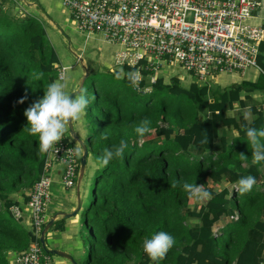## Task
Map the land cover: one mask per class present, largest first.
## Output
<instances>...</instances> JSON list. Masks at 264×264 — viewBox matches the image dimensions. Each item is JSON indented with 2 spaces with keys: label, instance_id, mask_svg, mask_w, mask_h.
Here are the masks:
<instances>
[{
  "label": "trees",
  "instance_id": "trees-1",
  "mask_svg": "<svg viewBox=\"0 0 264 264\" xmlns=\"http://www.w3.org/2000/svg\"><path fill=\"white\" fill-rule=\"evenodd\" d=\"M14 6H0V264L35 240L13 209L22 214L42 172L58 106V57L40 19ZM255 61L254 80L224 89L182 86L175 76L150 82L143 60L88 73L84 143L97 168L80 213L89 237L83 264H263L264 107L249 106L248 119L227 113L264 95V43ZM222 179L231 190L207 187ZM198 186L207 199L188 209ZM53 224L62 228L61 219Z\"/></svg>",
  "mask_w": 264,
  "mask_h": 264
},
{
  "label": "built area",
  "instance_id": "built-area-1",
  "mask_svg": "<svg viewBox=\"0 0 264 264\" xmlns=\"http://www.w3.org/2000/svg\"><path fill=\"white\" fill-rule=\"evenodd\" d=\"M76 24L87 33H101L106 42L120 45L119 63L144 61L152 72L149 81L166 64H177L195 82L209 85L210 78L223 73L243 75L254 68L258 45L264 43V0H61ZM132 63V64H130ZM64 66L56 67L62 80ZM64 105L46 128V152L42 172L28 193L23 210L35 240L13 253L14 264H51L38 242L45 223V208L52 182L49 169L60 166L59 182L71 188L78 174V152L63 134ZM20 216L17 208L13 209ZM235 218V217H234Z\"/></svg>",
  "mask_w": 264,
  "mask_h": 264
},
{
  "label": "crops",
  "instance_id": "crops-1",
  "mask_svg": "<svg viewBox=\"0 0 264 264\" xmlns=\"http://www.w3.org/2000/svg\"><path fill=\"white\" fill-rule=\"evenodd\" d=\"M21 1H22V3H21ZM21 1L20 0H0V6H4L7 3H8V6H11L12 4H14L15 6H16V4H20L21 8L24 9V11H26L27 13L33 14L37 18L40 19V21L44 25L43 27L45 28V30H46V28L47 29L49 28L50 31H54V32H57L56 25L60 24L61 21L66 22L65 18H63V16H62L63 15L62 13L67 12L70 16L69 11L65 7L62 6V4L60 2L61 0H59V1L58 0H53V1L52 0H21ZM39 8H44V10H40ZM69 18L71 19V17H69ZM69 22H70V24L74 25L75 28H77L76 24L74 23V21L72 19ZM78 30L84 31V30H80V29H78ZM84 32H85V37H89L91 34H93V33H87L86 31H84ZM45 35L47 38L46 33H45ZM101 39L103 41H105L102 34H101ZM47 40H48V38H47ZM92 45L93 46L91 48H88V52L94 53L93 56L89 55V57L92 60H88V58L84 57L82 55V53L80 52V50L76 53V61H74V62H76V63L79 62L81 68H80V71L78 72V75L76 76L75 80L72 82V85L66 90L65 94H67V93L69 94L70 92H74L75 90L78 89L76 86H77L78 80H80V77L82 76L84 71H87V73L95 71V68L91 69V70H90V68L88 69V66L86 65V64H88V61H89V64H91V65L94 63H97V61H99L100 65L105 67L109 71H112L113 69L114 70L119 69L118 65L120 66L121 63L116 61V56L118 54H120L123 51V49L116 52V54L113 57V63H109V61H107L103 56L101 57V54L97 52L98 47L95 45V43H93ZM80 48H82V46ZM95 57H97V59H95ZM130 64H132V63H130ZM60 65H62V64H60ZM172 65H177V64H166L164 66L172 67ZM62 66H64V71L69 67V65L68 66L62 65ZM250 69H254V68H250ZM257 73L258 72H256V75H257ZM256 75L255 76L253 75L252 79L245 78L242 80H254ZM175 77L180 78L181 75L180 76L175 75ZM189 77H190V79L182 76L181 79H187L188 84L190 82H194V83L199 84L198 82H195L194 78H192L191 76H189ZM63 78H64V76H63ZM55 81H61V80L56 79ZM214 81L215 80H212L209 83H214ZM53 87L56 90L57 95H58V104L60 102H63V105H64L66 98H65V100H64V97L60 98L59 91L55 88L56 84ZM252 95L254 97H260L263 94L255 93ZM263 98L264 97H262V99ZM83 100L84 99H83V95L81 94V91L78 94H74L73 98L69 102L68 110H69V115H70V119H71V123H72L74 133L84 142L86 131L84 128V113H83V109H82V107H83L82 104L84 102ZM262 106L264 107V103ZM219 133L223 134V130L219 129ZM232 135H234V133H232ZM71 145H73V144H71ZM77 145L78 144L75 143V145H73V146H74V149L76 151L77 150L79 151L80 148H78L79 146H77ZM214 147H216V145ZM87 160H89V162H91V164L88 166L89 168H88L87 174H91L94 171V169L96 168V164L94 163L93 159L91 158V155L89 153H87V156L85 159V167H84V171H83V176L81 178L82 180H83L84 174L86 172ZM49 173H50L51 178H52V182L50 185V189H52V190L50 192V200L47 203V206L45 208V222L54 213H56L58 211H62V212L71 211L75 207L76 193H78V195H79L80 205H79V209H78L77 213L74 216H71V217L66 218V219H62V218H60V216H55L53 218L51 226L47 229V231L43 235V240L45 241V238H47L48 242H49V244L44 242L45 247L49 248V249L56 248V249L62 250L64 252H67L68 254H70L75 259V261L78 264H83L84 260H82V256L84 254V251L82 249L83 246L81 245L80 237L78 235V229H79L78 223L80 222L81 210L85 207V206L83 207V205H84L83 202L85 199L84 197H85L86 189L85 188L83 189V187H79L80 182H79L78 186H76V188H73V187L67 188V189L63 188L59 182L60 166H58V165H52L49 169ZM219 182L216 184L214 183L215 186L214 185L209 186L210 189L218 191L217 189L222 188V186H220L221 182H223V186H226V185H227V187L229 186V184H227L225 181H221L220 183ZM85 186H86V184H85ZM60 191L65 193L64 197L60 196V194H59ZM20 216L22 217L23 225L30 227L29 226V219H28V212L24 209L22 214H20ZM261 218L264 219V209H263ZM59 219L62 220V228L60 230H55L53 228V225H54L53 223ZM186 219H185V223L188 226L193 227L195 225V223H196L195 219L189 218L190 220H188V222H192L193 224H189ZM12 254L9 257V264L11 261ZM50 260H51V264H70V262L68 260H66L65 258H62L60 256H56L53 259L50 258ZM12 264H14V263H12Z\"/></svg>",
  "mask_w": 264,
  "mask_h": 264
},
{
  "label": "rangeland",
  "instance_id": "rangeland-1",
  "mask_svg": "<svg viewBox=\"0 0 264 264\" xmlns=\"http://www.w3.org/2000/svg\"><path fill=\"white\" fill-rule=\"evenodd\" d=\"M21 1V0H20ZM53 1V0H52ZM59 1V0H58ZM22 3V1H21ZM8 10V3L4 5ZM25 6V5H24ZM40 10H44V8H39ZM17 10L18 13H26V11H24V9L21 8L20 4H16V6H14L13 11ZM19 10H21V12H19ZM63 18H65V21H61L60 24L56 25L57 27V32L54 31H50L49 28L45 30V33L47 34V38H48V42L50 43V45L53 47L57 57H58V62L62 65L68 66L69 67L64 71V78L61 81H54L53 86H55L56 84V89L59 91V96L60 98L64 97V100L67 96V94H65L66 90L72 85V82L75 80L76 76L78 75V72L80 71V63L79 62H74L76 61V53L80 50V52L82 53V55L86 58H88V60H92L89 55L93 56L94 53L92 52H88V48H91L93 45V43H95V45L98 47V53L101 54V57L103 56L107 61H109V63H113V57L116 54V52H118L119 50H121L122 48L116 44V43H111V42H105L101 39V33H93L91 34L89 37H85V32L84 31H79L77 28L74 27V25L70 24V18L71 16H69V14L67 12L62 13ZM44 26V25H43ZM82 46V48H80ZM100 56V55H99ZM95 59H97V57H95ZM175 64V63H174ZM88 66V69H94L95 70H108L105 67L101 66L99 61H97V63L94 64H86ZM119 67V65H118ZM114 70V69H113ZM160 71H157V75L162 77L163 83L164 84H168V82L170 81V77L171 76H175V75H181L190 79L189 76H191V74L187 71H185L183 68H181L178 65H172V67H168V66H163L159 69ZM256 70L255 69H249L246 70V72L241 76L238 73H223V74H218L215 77L210 78V80H215L214 83H209L210 88L212 89H224L227 88L229 86H233L235 84H237L240 80L242 79H252L253 75H256ZM188 76V77H187ZM181 77H178L179 80V84L182 86H187L188 85V80L187 79H181ZM192 77V76H191ZM193 78V77H192ZM79 82V80H78ZM90 80L89 77H87L84 81H83V85H82V89H81V94L83 95L84 101L86 100V102L89 104H91L93 102V93H92V89L90 87L89 84ZM78 88V83L77 86ZM54 88V87H53ZM146 90H148V88H146ZM262 97H264V95L260 96V97H254L253 95H251V97L249 99H245L244 100V104L245 106L238 108V107H234L232 110H228L227 113L228 114H233V116L236 117L237 114H243V116H245L247 119L250 118V114H249V106L251 105H255V106H259L261 108V105H263V99ZM260 101L262 103H260ZM84 105V103L82 104V106ZM81 106V107H82ZM83 109V107H82ZM84 113V112H83ZM86 120V118H85ZM63 134L64 136H66L69 140L70 143L75 145V141L69 136V133L66 129V125H65V121H64V117H63ZM224 132L226 134L227 137H230V135L232 134V132L230 130H226L224 129ZM154 141H157L158 139L155 138L153 139ZM216 147H217V143H215ZM78 146V145H77ZM214 148V150H217V148ZM77 148V147H76ZM79 148V147H78ZM78 152V150H77ZM190 152L193 156H200L201 155V151L191 147L190 148ZM92 158V157H91ZM93 159V158H92ZM94 163L96 164V161L93 159ZM91 164V162H89V160H87L86 163V172L84 174V178L83 180L81 179L79 187H83V189H86L85 192V199L83 202V207L87 206L91 200V194H92V186H93V175H94V171L91 174H87L88 172V166ZM96 168H97V164H96ZM95 168V169H96ZM94 169V170H95ZM76 177L74 178V185L72 186L73 188H76ZM221 181H225L224 179H222ZM220 181V182H221ZM219 182V183H220ZM59 184V183H58ZM86 184V186H85ZM216 184V183H215ZM214 183L212 182H208L207 183V187L210 188L209 186H215ZM220 186H223V182L220 183ZM234 186V185H232ZM227 187V185H226ZM219 188V187H218ZM220 189V188H219ZM217 189V190H219ZM228 189L231 190V186H228ZM52 189H50L51 192ZM60 196L64 197L65 193L64 192H59ZM192 202L188 205V209H196L197 207H199L201 204H203L206 199H207V195L205 194V192L203 191L201 186H198L196 188L193 189L192 191ZM186 211L187 209H183V213L186 215ZM187 222L188 220H190L188 217H186ZM227 220V218H226ZM225 219L220 220L219 223L214 224L213 226V230H215L216 228H218V226H220L221 224H223L225 221ZM189 224H193L192 222H188ZM79 225V229H78V235L80 237V242L81 245L83 246V251L84 254L82 256V260H85L86 258V253H87V238L88 237V230L86 228V226L84 225L83 221L80 219V222L78 223ZM45 243L49 244L48 239L45 238ZM158 252V249H156V253ZM57 255L54 254H49L50 258H54ZM264 256V253H263ZM84 262V261H83ZM10 264L11 261H10ZM264 264V262H263Z\"/></svg>",
  "mask_w": 264,
  "mask_h": 264
},
{
  "label": "water",
  "instance_id": "water-1",
  "mask_svg": "<svg viewBox=\"0 0 264 264\" xmlns=\"http://www.w3.org/2000/svg\"><path fill=\"white\" fill-rule=\"evenodd\" d=\"M88 75L87 71H84V73L82 74V76L80 77V80L78 82V89L75 90L74 92H70L65 100L64 103V121H65V125H66V129L69 133V136L78 144L79 148H80V156H79V161H78V174H77V178H76V186H78L82 176H83V171H84V167H85V159L87 156V148L85 146V143L74 133L73 127H72V123H71V119H70V115H69V110H68V106H69V102L70 100L73 98L74 94H78L81 89H82V85H83V81L86 78V76ZM79 205H80V199H79V195L78 193H76V197H75V207L69 211V212H62V211H58L56 213H54L42 226L41 231L39 233V237H38V242L40 247L43 249L44 252L50 253V254H54L57 256H60L62 258H65L66 260H68L70 262V264H78L75 259L68 254L67 252H64L62 250L56 249V248H46L45 244H44V240H43V235L44 233L47 231V229L51 226L52 224V220L55 216H60V218L62 219H66L69 218L71 216H74L78 209H79Z\"/></svg>",
  "mask_w": 264,
  "mask_h": 264
}]
</instances>
